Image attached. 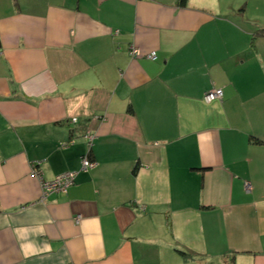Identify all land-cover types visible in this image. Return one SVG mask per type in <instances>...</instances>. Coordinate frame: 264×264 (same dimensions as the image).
I'll return each mask as SVG.
<instances>
[{
	"label": "crops",
	"instance_id": "obj_1",
	"mask_svg": "<svg viewBox=\"0 0 264 264\" xmlns=\"http://www.w3.org/2000/svg\"><path fill=\"white\" fill-rule=\"evenodd\" d=\"M262 27L264 0H0V264H264Z\"/></svg>",
	"mask_w": 264,
	"mask_h": 264
},
{
	"label": "built area",
	"instance_id": "obj_2",
	"mask_svg": "<svg viewBox=\"0 0 264 264\" xmlns=\"http://www.w3.org/2000/svg\"><path fill=\"white\" fill-rule=\"evenodd\" d=\"M129 53L132 57L136 58L141 54V51L137 45L132 44L129 48ZM146 56L151 60H156L158 57V54H157V51L152 50L149 53H147ZM223 97H224V89L214 88L205 93L204 101L207 103H210L215 100H221ZM72 121L73 122L77 121V118H73ZM85 137L88 140V144L91 146L93 144L94 134H92L91 132H87ZM70 141L74 142L73 139ZM95 165H96V162L90 160L88 156H84L82 158V166L84 169L93 168ZM76 174L77 173L75 171H66V172H62L58 174L53 179L47 180V179H44V177H42L41 174L38 172L43 195L46 197L47 195L53 192L66 190L68 186H70L71 184L75 182ZM249 188L250 186L248 184L246 186V189H249Z\"/></svg>",
	"mask_w": 264,
	"mask_h": 264
},
{
	"label": "trees",
	"instance_id": "obj_3",
	"mask_svg": "<svg viewBox=\"0 0 264 264\" xmlns=\"http://www.w3.org/2000/svg\"><path fill=\"white\" fill-rule=\"evenodd\" d=\"M184 3H186V0H182V4H184ZM256 33L264 36V27H262L261 29L257 30ZM84 156H88L89 159L92 160L89 154H85ZM92 161H93V160H92ZM181 253H182L183 256H188V255H190L189 253H187V252H185V251H181ZM234 261H235V258L232 257L230 260L227 261L226 264H235Z\"/></svg>",
	"mask_w": 264,
	"mask_h": 264
}]
</instances>
